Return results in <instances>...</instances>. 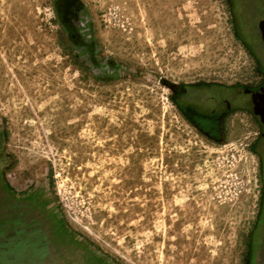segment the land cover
Segmentation results:
<instances>
[{
    "label": "rangeland",
    "instance_id": "1",
    "mask_svg": "<svg viewBox=\"0 0 264 264\" xmlns=\"http://www.w3.org/2000/svg\"><path fill=\"white\" fill-rule=\"evenodd\" d=\"M77 1L70 33L57 0H0V264H258L255 121L213 140L177 107L251 79L228 1Z\"/></svg>",
    "mask_w": 264,
    "mask_h": 264
},
{
    "label": "flooded vegetation",
    "instance_id": "2",
    "mask_svg": "<svg viewBox=\"0 0 264 264\" xmlns=\"http://www.w3.org/2000/svg\"><path fill=\"white\" fill-rule=\"evenodd\" d=\"M227 1L235 22L239 24L243 46L251 58V79L232 87L202 84L182 86L176 95L177 107L203 135L213 140L219 139L224 121L231 113L247 112L259 131L255 151L261 160L264 174V6L255 10L254 24L249 25L252 31L246 28L247 32L244 28L248 25L243 27L245 22L242 21L244 10L239 7L238 0ZM257 1L264 4V0ZM78 7L77 0H57V16L70 33L73 31V21ZM248 34L252 38H249ZM206 96L210 97L211 103H207ZM261 209L257 231L258 264H264V192Z\"/></svg>",
    "mask_w": 264,
    "mask_h": 264
}]
</instances>
